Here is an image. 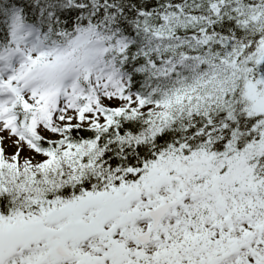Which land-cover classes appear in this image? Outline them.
<instances>
[{
	"label": "snow or ice",
	"instance_id": "obj_1",
	"mask_svg": "<svg viewBox=\"0 0 264 264\" xmlns=\"http://www.w3.org/2000/svg\"><path fill=\"white\" fill-rule=\"evenodd\" d=\"M0 264H264V0H0Z\"/></svg>",
	"mask_w": 264,
	"mask_h": 264
}]
</instances>
